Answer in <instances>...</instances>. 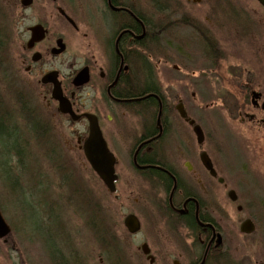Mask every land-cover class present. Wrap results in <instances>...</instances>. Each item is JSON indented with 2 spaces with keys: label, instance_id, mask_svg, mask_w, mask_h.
<instances>
[{
  "label": "flooded vegetation",
  "instance_id": "obj_1",
  "mask_svg": "<svg viewBox=\"0 0 264 264\" xmlns=\"http://www.w3.org/2000/svg\"><path fill=\"white\" fill-rule=\"evenodd\" d=\"M51 1L59 24L51 31L38 23L45 37L34 42L29 28L12 73L24 76L32 107L43 103L46 115L41 108L31 119L54 115L83 124L75 147L84 156L87 116H95L117 176L114 192L81 176L69 180L77 187L70 196L94 220L87 249L76 243L83 229L53 225L48 193L28 195L51 225L44 231L52 263L264 264V242L258 241L264 231V0ZM55 84L76 120L53 97ZM209 134L241 137L237 175L212 150ZM252 148L254 167L244 164ZM64 149L56 150L52 166L74 168ZM106 197L120 209L129 202L123 225ZM40 198L45 205L37 204ZM10 234L0 239L4 245Z\"/></svg>",
  "mask_w": 264,
  "mask_h": 264
},
{
  "label": "rangeland",
  "instance_id": "obj_2",
  "mask_svg": "<svg viewBox=\"0 0 264 264\" xmlns=\"http://www.w3.org/2000/svg\"><path fill=\"white\" fill-rule=\"evenodd\" d=\"M20 1L21 0H0V25L3 24L4 26H7L8 21L10 23L9 29L6 30L7 34L5 33V56L7 57V63L5 66L3 65V69L2 67L0 68V73L12 74L18 64L22 47L29 38V28L35 27L38 23L43 22L47 23L51 31H53V28L60 22L51 0H34L33 4L27 8L24 7ZM149 14V17L153 18L151 21H156V15L152 13ZM76 46L77 44L75 43L74 47ZM166 75L168 76V74ZM7 77H9V75ZM9 78H11V80H16L13 81L15 82V85L17 82V85L14 86H18L19 90L26 93V98L31 96L28 94V87L24 85V76H18V74L13 73ZM0 85L2 86L1 78ZM166 92L171 95V99L173 100L174 90L167 87ZM199 92H204L207 97L212 96L208 90H199ZM215 93L214 96L216 97L220 95L221 91L218 90ZM200 94V96L205 99L203 93ZM1 99L5 101L3 103L6 106H9L6 107L7 109L5 108V111L8 113H14V100L11 102L10 99H4L0 93V100ZM11 103L12 106L10 107ZM34 104L35 107L34 105L32 107L30 103L23 100L22 106L15 113L16 117L19 119H17L19 128H21V131H24L22 135H32V146H29L30 151L26 154V159H24L25 163H21V165L17 167L16 164L18 161L16 156H9L5 159L10 160L8 165L11 169L13 168L14 171L11 175L8 174L6 170L0 173L1 212L3 211L2 214L5 217V220L13 229L10 234V245H4L3 242L0 241V264H53L52 260L55 258L54 252L52 257V251H49L51 241L48 240V235H46V232L44 231V229H48V226L51 225H48L42 220L41 212L39 209L35 208V201L32 200L34 198L28 196L29 194L35 193L40 196L48 193L52 197V205L54 207L53 225L57 226L58 223H61L63 228L67 230L70 229L69 231H72V229H83L84 231L78 234L80 237L76 238V243H79L77 247L87 249V247L93 245V240L91 239L92 234L89 229H93L92 226L94 220L93 218H89V216L86 215L87 213L85 215L81 213L83 208H80L81 205L79 206L77 197L73 198L70 196V186H64V181L66 179L63 180L61 176V174H65L67 178L81 176L86 183L88 182L91 185V187H96L100 190L101 187L99 186V183L103 187V184L99 181L97 175L88 165L85 156L82 153H79L75 147L77 139L76 133L82 130L83 124L71 123L66 119L54 115L47 117V121H43V124H48V130L51 132L52 136V143L50 147L46 148V151L50 152L47 153V155H44L45 153L43 154L41 152L42 149L38 146V136L33 133L34 127L32 131V126L29 123L31 117H35L33 114L38 112L41 113V108L43 114L46 115V113L43 110V103L40 104V100ZM25 113H27V115L23 116ZM200 118L203 126L208 132H211L212 123L207 122L208 117L204 115L200 116ZM222 126H225V123H218L219 129L223 128ZM43 130H45V128H43ZM27 140L28 138L25 140L23 139V141ZM108 140L110 143H114L110 137H108ZM209 140L211 141L212 150L220 155L228 166L235 170V175H237L238 166H241L239 157L243 148H245L243 141H241V137H239V135L217 136L214 134H211L210 136L209 134ZM62 146L65 147V156L68 155L67 157L69 161L71 163L74 162V168L71 167V169L68 170H60L58 167L54 168V166H52V164H54L53 159L55 157L57 158V156L59 157V154H56L55 151ZM253 151L254 149L252 148L251 153L248 154L249 158L244 163L251 167H254L256 164L255 152L253 153ZM125 155V153H121L122 157H125ZM0 158L4 159L3 157ZM124 160L126 161L125 158ZM26 168L27 170L25 171ZM47 170L49 172V177L45 174ZM42 175L47 177V186L49 184V189L47 190L45 183L46 180L41 178ZM260 188L261 197H263L264 186H261ZM42 199L43 198H40L38 202L40 203ZM105 201L106 206H117L114 216L119 221V224L123 225L124 219L129 212V209L127 208L129 207V202L126 203V206L124 205L123 208L120 209L119 203H116L113 198L109 199L106 197ZM39 203L37 204L45 205V202ZM77 208H79L80 211ZM80 214L82 215V218L80 217ZM54 226L53 228L56 229ZM243 239L245 240L246 238ZM68 241L72 246L70 238ZM250 241H253V238ZM258 241L264 242V231ZM58 244L60 248L63 247L61 243ZM257 252L258 251H255V254ZM59 264L65 263L62 262Z\"/></svg>",
  "mask_w": 264,
  "mask_h": 264
},
{
  "label": "trees",
  "instance_id": "obj_3",
  "mask_svg": "<svg viewBox=\"0 0 264 264\" xmlns=\"http://www.w3.org/2000/svg\"><path fill=\"white\" fill-rule=\"evenodd\" d=\"M0 18H1V14H0ZM1 21V20H0ZM9 21L7 23V26H4L3 24L0 25V34H1V39H0V68L2 67V69L4 68L5 64L7 63V57L5 56V52H6V42H5V33L7 34L6 30L9 29ZM2 65V66H1ZM4 65V66H3ZM5 70V69H4ZM13 74V73H12ZM11 73H0V78H1V83L2 86L0 85V93L2 94V98L4 99H10L11 102H13V107H14V113H8L7 111H5L6 106L3 102H5L4 100H0V157H3L4 159L0 158V173L2 171L8 172V174H12V172L14 171L13 168L11 169L8 165L9 163V159H5L9 156H16L17 161L20 163H25L26 159V154L29 153L28 151H30L29 146H32V135H22L24 133V131H21V128H19V123L18 120L15 118V113L18 111V109L22 106L23 104V100H26V93L22 92L21 90H19L18 86L15 87L17 85H15L16 80H11L10 75H12ZM18 74V73H17ZM9 75V77H7ZM7 77V78H6ZM15 85V86H14ZM12 106V103L10 104V107ZM24 107V106H23ZM7 109V108H6ZM10 114V115H9ZM32 114V113H31ZM27 115V113L23 114V116ZM11 116V117H10ZM26 121V120H24ZM32 126V131H33V127H34V134H36L38 136V146L42 149L41 152L44 155H47V153H49L50 151H46V148L50 147L51 144H48L47 141L51 140L52 143V136L51 138L49 137L51 135V132L48 134L47 131L49 129V127H47L45 124H43V122L36 117L30 120V123ZM43 128H45V130H43ZM46 131V132H45ZM47 134V135H46ZM26 138H28L27 141H23V139L25 140ZM48 144V145H47ZM26 149V150H25ZM45 151V152H44ZM56 153V151H55ZM57 154V153H56ZM58 157V156H57ZM59 158H54L53 162L57 163ZM8 167V168H7ZM57 167L56 165H54V168ZM58 169L62 170L63 168H59ZM27 170V168L25 169V171ZM66 170V169H63ZM68 170V169H67ZM63 180L66 179L64 181V186L68 185L70 186V190L69 192L72 194L77 193L75 191V189L77 188L76 186H74L73 184L70 183V179L71 178H67L65 174H61ZM88 216V215H87ZM92 215L90 214L89 218ZM105 219L103 217V221L102 224L103 226H105ZM104 229V227H103ZM59 263H62V261L59 260Z\"/></svg>",
  "mask_w": 264,
  "mask_h": 264
},
{
  "label": "water",
  "instance_id": "obj_4",
  "mask_svg": "<svg viewBox=\"0 0 264 264\" xmlns=\"http://www.w3.org/2000/svg\"><path fill=\"white\" fill-rule=\"evenodd\" d=\"M33 2L34 0H21V4L24 7L31 6ZM30 31L32 32V36H33L32 42L40 41L45 37V30L40 25L31 28ZM53 97L59 101L62 112L64 113L69 112L74 120L77 119V117L74 115L71 109L67 108V104L59 84H55ZM87 118L90 125V132L84 145L85 156L89 164L91 165L92 169L94 170V172L102 180V182L108 188V190L110 192H114L115 181L117 178V176L115 175V163H116L115 157L110 152L107 146V142L103 137L97 118L92 115H88ZM196 132L199 138V142H202L203 133L201 129L197 127ZM204 162L208 166L207 163L210 161L204 160ZM125 225L129 229V217L125 220ZM9 233H10V227L5 222L0 211V238L6 237Z\"/></svg>",
  "mask_w": 264,
  "mask_h": 264
}]
</instances>
